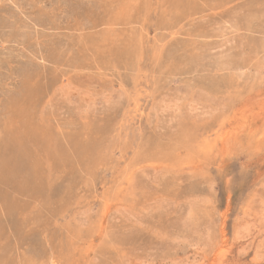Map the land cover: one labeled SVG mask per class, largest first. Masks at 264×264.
Listing matches in <instances>:
<instances>
[{"label":"rangeland","instance_id":"rangeland-1","mask_svg":"<svg viewBox=\"0 0 264 264\" xmlns=\"http://www.w3.org/2000/svg\"><path fill=\"white\" fill-rule=\"evenodd\" d=\"M0 150V264H264V0H0Z\"/></svg>","mask_w":264,"mask_h":264},{"label":"bare ground","instance_id":"bare-ground-1","mask_svg":"<svg viewBox=\"0 0 264 264\" xmlns=\"http://www.w3.org/2000/svg\"><path fill=\"white\" fill-rule=\"evenodd\" d=\"M63 7V6H62ZM192 16V15H191ZM14 17V16H13ZM7 18V17H6ZM11 19V18H10ZM50 20V19H49ZM35 21V20H34ZM57 25V24H56ZM47 26V25H46ZM7 27V26H6ZM79 31V30H78ZM66 44V43H65ZM61 52H63V51H61ZM65 52H66V50H65ZM67 52H68V50H67ZM69 53V52H68ZM61 67V66H60ZM69 67V66H68ZM8 143H10V142H8ZM0 151H2V150H0ZM118 154V153H117ZM3 156V155H2ZM2 158H5V157H2ZM0 159H1V157H0ZM2 162H4L3 160H2ZM9 165H11V164H9ZM89 185V184H88ZM221 249V248H220ZM51 262V261H50Z\"/></svg>","mask_w":264,"mask_h":264}]
</instances>
